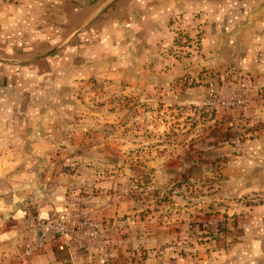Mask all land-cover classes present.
Instances as JSON below:
<instances>
[{
  "label": "rangeland",
  "instance_id": "rangeland-1",
  "mask_svg": "<svg viewBox=\"0 0 264 264\" xmlns=\"http://www.w3.org/2000/svg\"><path fill=\"white\" fill-rule=\"evenodd\" d=\"M194 15L192 28L174 18L168 42L98 49L79 72L24 78L27 90L9 88L21 111H0L10 134L16 128L9 125L17 124L27 151L30 139L52 138V155L47 150L42 165L81 175L79 203L95 195L114 201L113 214L90 218L102 224L99 237L108 235L110 244H135V234L152 231L159 237L154 249L165 257L227 254L233 230L264 209V185L243 187L247 175L224 169L250 140L243 134L252 115L247 105H213V72L224 75L227 67L204 61ZM144 255L136 253L138 264H145Z\"/></svg>",
  "mask_w": 264,
  "mask_h": 264
},
{
  "label": "crops",
  "instance_id": "crops-1",
  "mask_svg": "<svg viewBox=\"0 0 264 264\" xmlns=\"http://www.w3.org/2000/svg\"><path fill=\"white\" fill-rule=\"evenodd\" d=\"M191 15L203 30L204 61L227 67L224 75L213 72V95L240 91L249 97L244 109L253 126L243 135L250 140L224 169L233 177L247 175L243 187L264 185V0H0V111H21L18 102H11L9 88L27 90L24 78L79 72L98 49L132 41L151 47L149 42L154 46L160 38L168 42L174 18L192 28ZM240 65L247 71H240ZM7 126L0 121V264H138L140 249L145 264H264V209L247 215L236 234L233 230L227 254L214 249L165 257L154 249L159 237L141 231L132 238L135 244L130 240L127 245L110 244L106 234L79 243L55 234L24 259L21 252L34 239L35 220L64 215L99 219L113 214L116 205L98 195L79 203L81 175H58L51 165H42L46 151L52 155V138L30 139L27 151L17 124L9 125L16 128L11 134Z\"/></svg>",
  "mask_w": 264,
  "mask_h": 264
},
{
  "label": "built area",
  "instance_id": "built-area-1",
  "mask_svg": "<svg viewBox=\"0 0 264 264\" xmlns=\"http://www.w3.org/2000/svg\"><path fill=\"white\" fill-rule=\"evenodd\" d=\"M249 97L242 94H231L225 97L213 95V105L228 107L245 106ZM34 239L22 249L23 258L40 249L49 237L55 234L64 235L70 242L79 243L82 239H93L100 236L102 224L83 215H64L53 219H38L34 222Z\"/></svg>",
  "mask_w": 264,
  "mask_h": 264
},
{
  "label": "water",
  "instance_id": "water-1",
  "mask_svg": "<svg viewBox=\"0 0 264 264\" xmlns=\"http://www.w3.org/2000/svg\"><path fill=\"white\" fill-rule=\"evenodd\" d=\"M62 51V50H61ZM55 53V52H54ZM54 53H53V55H54ZM61 53V52H60ZM59 54V53H58Z\"/></svg>",
  "mask_w": 264,
  "mask_h": 264
}]
</instances>
